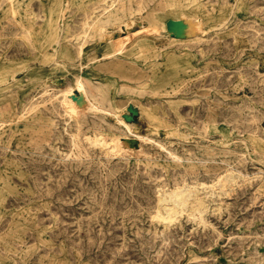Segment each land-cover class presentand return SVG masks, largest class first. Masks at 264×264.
<instances>
[{
    "label": "rangeland",
    "instance_id": "rangeland-1",
    "mask_svg": "<svg viewBox=\"0 0 264 264\" xmlns=\"http://www.w3.org/2000/svg\"><path fill=\"white\" fill-rule=\"evenodd\" d=\"M0 264H264V0H0Z\"/></svg>",
    "mask_w": 264,
    "mask_h": 264
},
{
    "label": "bare ground",
    "instance_id": "bare-ground-1",
    "mask_svg": "<svg viewBox=\"0 0 264 264\" xmlns=\"http://www.w3.org/2000/svg\"><path fill=\"white\" fill-rule=\"evenodd\" d=\"M190 25L193 26V22H191L187 18L181 16L179 19H176V20H173V21L171 20L170 28L169 27L168 28L170 29V31L174 32L175 34H178L179 33V31H178L179 29L189 28ZM73 87H75L76 89L81 91L80 94H82L83 100H84V98L86 99L87 95H88L87 94V90H86L85 85H84V81H83L82 76L76 77L75 80H74V84L72 86H67L66 87V92L69 95V100H67V102H66V107H67L68 110H70L73 107L74 103H75V95L72 92ZM138 91L139 90H137L136 92H138ZM78 104H79V101H78ZM126 127H127V129L129 131H131V128H130L129 125H126ZM118 141H119V138H113L112 143H113V147L114 148L116 147Z\"/></svg>",
    "mask_w": 264,
    "mask_h": 264
}]
</instances>
